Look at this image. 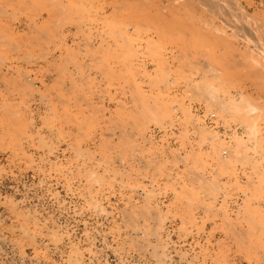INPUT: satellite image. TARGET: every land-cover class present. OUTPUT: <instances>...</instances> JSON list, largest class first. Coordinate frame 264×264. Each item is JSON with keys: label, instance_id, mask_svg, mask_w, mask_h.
Segmentation results:
<instances>
[{"label": "rangeland", "instance_id": "rangeland-1", "mask_svg": "<svg viewBox=\"0 0 264 264\" xmlns=\"http://www.w3.org/2000/svg\"><path fill=\"white\" fill-rule=\"evenodd\" d=\"M0 264H264L259 0H0Z\"/></svg>", "mask_w": 264, "mask_h": 264}, {"label": "built area", "instance_id": "built-area-1", "mask_svg": "<svg viewBox=\"0 0 264 264\" xmlns=\"http://www.w3.org/2000/svg\"><path fill=\"white\" fill-rule=\"evenodd\" d=\"M259 1H260L261 6H262V9L264 11V0H259Z\"/></svg>", "mask_w": 264, "mask_h": 264}, {"label": "bare ground", "instance_id": "bare-ground-1", "mask_svg": "<svg viewBox=\"0 0 264 264\" xmlns=\"http://www.w3.org/2000/svg\"><path fill=\"white\" fill-rule=\"evenodd\" d=\"M238 12H239V10H237ZM234 13H235V11H234ZM238 14H240V13H237L236 15H238ZM255 109V108H254ZM249 112V111H248ZM251 112H252V110H251ZM253 128V127H252ZM253 130H255V129H253ZM250 132V131H249ZM253 133V132H252ZM144 191V190H143ZM145 193V192H144Z\"/></svg>", "mask_w": 264, "mask_h": 264}]
</instances>
